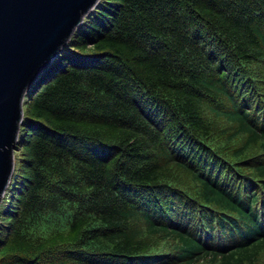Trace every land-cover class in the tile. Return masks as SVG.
<instances>
[{"label": "trees", "instance_id": "1", "mask_svg": "<svg viewBox=\"0 0 264 264\" xmlns=\"http://www.w3.org/2000/svg\"><path fill=\"white\" fill-rule=\"evenodd\" d=\"M22 110L0 264H264V0H99Z\"/></svg>", "mask_w": 264, "mask_h": 264}, {"label": "water", "instance_id": "2", "mask_svg": "<svg viewBox=\"0 0 264 264\" xmlns=\"http://www.w3.org/2000/svg\"><path fill=\"white\" fill-rule=\"evenodd\" d=\"M99 0H0V203L26 91Z\"/></svg>", "mask_w": 264, "mask_h": 264}, {"label": "rangeland", "instance_id": "3", "mask_svg": "<svg viewBox=\"0 0 264 264\" xmlns=\"http://www.w3.org/2000/svg\"><path fill=\"white\" fill-rule=\"evenodd\" d=\"M18 137V136H17ZM14 152L17 154L18 158L22 157L24 155V151L23 149L21 148V146L18 144L17 145V140H16V143H15V149H14ZM14 154V153H13ZM14 159H15V156H14ZM15 164V163H14ZM14 170V168H13ZM3 198V196H2ZM3 203V200L1 199V203H0V206L1 204ZM7 224H8V220L6 222H0V239L3 237L4 235V231H5V228L7 227Z\"/></svg>", "mask_w": 264, "mask_h": 264}, {"label": "bare ground", "instance_id": "4", "mask_svg": "<svg viewBox=\"0 0 264 264\" xmlns=\"http://www.w3.org/2000/svg\"><path fill=\"white\" fill-rule=\"evenodd\" d=\"M56 56H57V55H56ZM56 56H55V57H56ZM55 57H54V58H55ZM54 58H53V59H54ZM53 59H52V60H53Z\"/></svg>", "mask_w": 264, "mask_h": 264}]
</instances>
